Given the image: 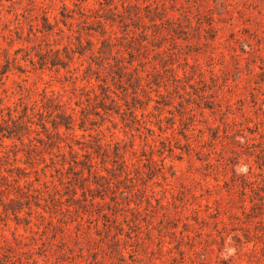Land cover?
Here are the masks:
<instances>
[{
    "label": "rangeland",
    "instance_id": "1",
    "mask_svg": "<svg viewBox=\"0 0 264 264\" xmlns=\"http://www.w3.org/2000/svg\"><path fill=\"white\" fill-rule=\"evenodd\" d=\"M0 264H264V0H0Z\"/></svg>",
    "mask_w": 264,
    "mask_h": 264
}]
</instances>
